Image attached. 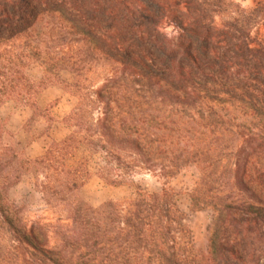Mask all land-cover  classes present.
Listing matches in <instances>:
<instances>
[{"label":"trees","instance_id":"1","mask_svg":"<svg viewBox=\"0 0 264 264\" xmlns=\"http://www.w3.org/2000/svg\"><path fill=\"white\" fill-rule=\"evenodd\" d=\"M263 11L232 0H0V107L37 108L66 70L78 99L64 118L71 133L35 159L0 117V264H263L264 42L253 35ZM192 165L201 177L187 212L169 182ZM142 173L161 191L137 183ZM26 176L54 221L26 219L10 198ZM94 176L136 193L94 207L81 196ZM204 210L207 253L188 223Z\"/></svg>","mask_w":264,"mask_h":264},{"label":"rangeland","instance_id":"2","mask_svg":"<svg viewBox=\"0 0 264 264\" xmlns=\"http://www.w3.org/2000/svg\"><path fill=\"white\" fill-rule=\"evenodd\" d=\"M232 1H234L237 4H240L244 8H258L259 7L260 9L262 8L264 9V0H232ZM223 21H224V16H219L217 18L218 24H222ZM167 31L172 32L173 28L169 27L167 28ZM253 35L256 36L260 41L264 42V11L260 13L253 27ZM31 67H33V72L31 73L32 77L31 76L30 77L34 80L33 77H37L41 72H43V69L38 64H34ZM91 77H93L94 81H97V80L99 81L98 76L91 75ZM62 79L64 80L66 84H63L60 86L64 87V89H66L69 93L74 95L71 92L74 90V88H72L70 84L74 81L75 74L69 70L63 71ZM77 102H78V99H77ZM36 107L37 108H34L36 112V117L44 115L46 116L48 120L52 119L50 114L48 112L44 113V110H42L38 104ZM29 124L31 123H28L27 126H29ZM20 148L22 149V147ZM83 154H84L83 150L80 151L77 156V159L83 156ZM98 161H99V158L96 157L94 162L92 163V170H95L94 167ZM71 163L73 162L71 161ZM31 177L33 179L31 182L34 185V188L36 189L38 193L31 194L28 198H25L23 197L25 190L21 186L20 188H16L13 191H10V198L16 204L23 205L25 207L26 219L28 220L42 219L47 222L54 221L58 217L57 213L47 206L43 194L35 186L34 177L33 176ZM94 177L95 179L93 180V182L90 183L89 181L88 182L89 185L87 184V188H85V190L81 192L82 198H84L94 207H98L101 204L107 201H110V200L120 201V202L127 201V200L132 199L136 193V189L133 186L125 185L121 187H112L106 184L100 178H96L97 176H94ZM200 177H201V172L199 168L195 165H192V166H188L185 169H183V171L179 175H177L174 179H172L169 182V187L174 188L181 193L177 199L180 202V206L183 210H186V205L188 204L191 205L190 193L197 186L200 180ZM196 179H197V184L196 182L194 183ZM136 182L142 185L143 188H145L146 190L150 192H159L162 189L161 182L149 173H142L136 176ZM19 184L20 182L17 184V186ZM91 201H94L95 205H93ZM189 210H190V207H189ZM202 212L205 213L203 214V216L202 214H199V215L195 213L191 214L189 217L188 223L193 231V237H194V241H195L197 249L202 253H207L208 247L206 250H202V248H200L199 245L204 239L207 240L209 243V236H210L209 227L212 223L213 212L211 210H204ZM261 251H263V246L260 244H257L256 252L259 254L261 253Z\"/></svg>","mask_w":264,"mask_h":264},{"label":"crops","instance_id":"3","mask_svg":"<svg viewBox=\"0 0 264 264\" xmlns=\"http://www.w3.org/2000/svg\"><path fill=\"white\" fill-rule=\"evenodd\" d=\"M32 72L33 67L29 69V75L31 77ZM42 76L43 72L33 78L36 82H39ZM36 99L39 107L44 110V113L48 112L50 114L51 120H48L44 115L36 117L34 108L15 100L6 101L0 107V117L6 120L7 129L15 135L22 150L32 159L42 156L53 140L61 141L71 133L72 129L64 122V118L77 105L76 97L60 85L47 86L37 95ZM28 123L31 124L27 126ZM94 179L95 177L90 180V183L93 182ZM32 180L31 176H26L22 182H20L18 186L16 185L13 187L11 191L22 186L25 190L23 196L25 198H28L31 194L38 193L31 182ZM195 182L197 184V179L194 183ZM85 188H87V185L82 192ZM91 203L95 205L94 201H91ZM189 207L190 204L186 205L185 211L188 212ZM195 214H202L203 216L205 213L199 211ZM199 246L202 250H206L207 247H209V243L204 239Z\"/></svg>","mask_w":264,"mask_h":264}]
</instances>
